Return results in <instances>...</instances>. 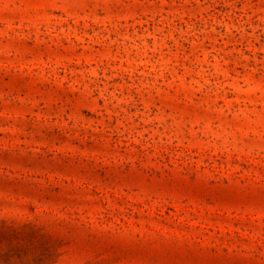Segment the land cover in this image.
Masks as SVG:
<instances>
[{
  "label": "rangeland",
  "instance_id": "rangeland-1",
  "mask_svg": "<svg viewBox=\"0 0 264 264\" xmlns=\"http://www.w3.org/2000/svg\"><path fill=\"white\" fill-rule=\"evenodd\" d=\"M0 264H264V0H0Z\"/></svg>",
  "mask_w": 264,
  "mask_h": 264
}]
</instances>
